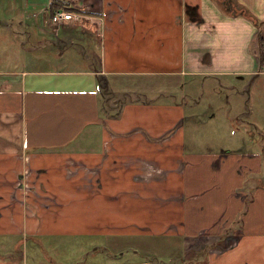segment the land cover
Segmentation results:
<instances>
[{
	"label": "crops",
	"instance_id": "crops-1",
	"mask_svg": "<svg viewBox=\"0 0 264 264\" xmlns=\"http://www.w3.org/2000/svg\"><path fill=\"white\" fill-rule=\"evenodd\" d=\"M27 1L81 10L97 64L0 70V235H162L183 256L203 252L200 264H264V0H239L251 16L219 0ZM230 75L245 78L249 99L259 92L261 113H223L217 150L178 94L187 80L196 89ZM108 86L160 96L110 97ZM238 121L251 129L233 133Z\"/></svg>",
	"mask_w": 264,
	"mask_h": 264
},
{
	"label": "rangeland",
	"instance_id": "rangeland-1",
	"mask_svg": "<svg viewBox=\"0 0 264 264\" xmlns=\"http://www.w3.org/2000/svg\"><path fill=\"white\" fill-rule=\"evenodd\" d=\"M26 1L0 0V70L25 68L62 71L91 69L92 71L97 64L95 51L93 52L94 45L90 40L81 37V28L91 33L92 29L88 27H91L89 23L93 21L80 16L73 22L53 23L46 17V5L35 4L27 8ZM32 1L34 0H29V3ZM238 2L243 5L241 1ZM25 9L27 10L24 12ZM24 14L42 21L40 32L43 34H37L38 31L30 24L31 20L25 19ZM263 18L259 19L263 20ZM66 25L71 27H64ZM44 33L51 35L46 36ZM53 33H58V36L52 35ZM220 79L207 80L203 87L196 89L192 88L193 79L187 80L182 92H175L176 95L179 93L180 98H186L188 120L194 117L196 112L201 113L198 117L200 138H210V148L217 150L224 146L223 136L227 134L224 118L227 115L231 119L241 118L240 113L247 112L245 114L247 116L249 110H252V117L244 118L250 122L259 121L257 117L261 113L259 92L258 98L252 96L251 99L244 91L241 92L245 88V78L230 75ZM101 90L106 94L103 87ZM106 90L110 97L130 98L134 95H142L144 99H152L160 96L156 91L140 94L138 89L132 87L125 88L127 93L112 90L110 86ZM99 98L100 104L106 99L102 94ZM180 98L179 100H182ZM195 101L199 102L195 103ZM208 113L214 114L210 120L206 118ZM231 119L230 121L235 123ZM249 126L238 121L235 127L239 128V131L233 133H244L245 128L251 129ZM228 139L227 136L226 143ZM261 153L264 155V151ZM13 238L18 241L19 248L8 245ZM2 241H5L6 245H0V264H48V259L54 262L60 261L58 264H107L112 261L127 260L140 261L143 264H200L204 256L203 252H191L183 256L175 246L174 240L163 244L165 238L162 235H153L148 239L114 237L106 233L103 237L58 235L36 239L25 234L0 235V242ZM130 243H133L131 247H129ZM118 246L123 247L118 248ZM195 246L199 247V243ZM200 247L204 246L200 245Z\"/></svg>",
	"mask_w": 264,
	"mask_h": 264
},
{
	"label": "trees",
	"instance_id": "trees-1",
	"mask_svg": "<svg viewBox=\"0 0 264 264\" xmlns=\"http://www.w3.org/2000/svg\"><path fill=\"white\" fill-rule=\"evenodd\" d=\"M58 1H60V0H58ZM219 1L222 4V6L224 8H226L229 11V13H231V14H243V15L251 16L249 10L245 6H243L239 2H237L236 0H219ZM60 2L65 6V8L75 10L77 12L82 13L81 10L73 8L72 6H70L69 3L64 2V1H60ZM49 8H50V12H53L54 9L56 8V5L54 3H51V4H49ZM258 41H259L260 49H259V51H257V53H258L259 58L261 60V64L263 65L264 64V38L260 34H259Z\"/></svg>",
	"mask_w": 264,
	"mask_h": 264
},
{
	"label": "built area",
	"instance_id": "built-area-1",
	"mask_svg": "<svg viewBox=\"0 0 264 264\" xmlns=\"http://www.w3.org/2000/svg\"><path fill=\"white\" fill-rule=\"evenodd\" d=\"M56 8L53 12H50L49 5L46 7L47 12V19L53 23L56 22H65L70 21L73 22L77 20L82 14L75 10L67 9L62 3L54 2Z\"/></svg>",
	"mask_w": 264,
	"mask_h": 264
}]
</instances>
